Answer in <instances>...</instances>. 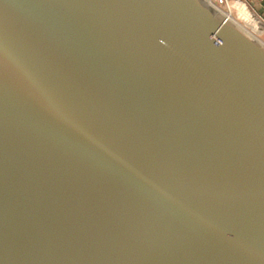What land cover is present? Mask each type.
<instances>
[{
    "label": "water",
    "instance_id": "95a60500",
    "mask_svg": "<svg viewBox=\"0 0 264 264\" xmlns=\"http://www.w3.org/2000/svg\"><path fill=\"white\" fill-rule=\"evenodd\" d=\"M0 264H264V42L208 0H0Z\"/></svg>",
    "mask_w": 264,
    "mask_h": 264
},
{
    "label": "crops",
    "instance_id": "0c3cea01",
    "mask_svg": "<svg viewBox=\"0 0 264 264\" xmlns=\"http://www.w3.org/2000/svg\"><path fill=\"white\" fill-rule=\"evenodd\" d=\"M251 6H254L253 13L249 6L237 1L232 2V17L242 26L249 30L252 34L264 42V5L257 3L255 0H249Z\"/></svg>",
    "mask_w": 264,
    "mask_h": 264
},
{
    "label": "built area",
    "instance_id": "2783aa9c",
    "mask_svg": "<svg viewBox=\"0 0 264 264\" xmlns=\"http://www.w3.org/2000/svg\"><path fill=\"white\" fill-rule=\"evenodd\" d=\"M212 5L217 7L219 10H221L224 14L232 18L233 10H232V2L237 1L243 4H246L249 6L250 10L255 13L254 6H251L249 3V0H208ZM257 3L264 5V0H255ZM261 20L264 22V19L261 18Z\"/></svg>",
    "mask_w": 264,
    "mask_h": 264
},
{
    "label": "rangeland",
    "instance_id": "374dc122",
    "mask_svg": "<svg viewBox=\"0 0 264 264\" xmlns=\"http://www.w3.org/2000/svg\"><path fill=\"white\" fill-rule=\"evenodd\" d=\"M233 18V17H232ZM234 19V18H233ZM235 20V19H234ZM237 21V20H236ZM238 22V21H237ZM239 23V22H238ZM242 25V24H241Z\"/></svg>",
    "mask_w": 264,
    "mask_h": 264
}]
</instances>
